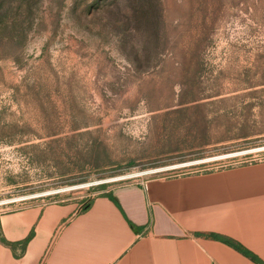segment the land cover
Listing matches in <instances>:
<instances>
[{"label": "rangeland", "instance_id": "374dc122", "mask_svg": "<svg viewBox=\"0 0 264 264\" xmlns=\"http://www.w3.org/2000/svg\"><path fill=\"white\" fill-rule=\"evenodd\" d=\"M258 162L264 0H0V214Z\"/></svg>", "mask_w": 264, "mask_h": 264}, {"label": "crops", "instance_id": "0c3cea01", "mask_svg": "<svg viewBox=\"0 0 264 264\" xmlns=\"http://www.w3.org/2000/svg\"><path fill=\"white\" fill-rule=\"evenodd\" d=\"M89 202L0 214V264H264V162Z\"/></svg>", "mask_w": 264, "mask_h": 264}, {"label": "bare ground", "instance_id": "6f19581e", "mask_svg": "<svg viewBox=\"0 0 264 264\" xmlns=\"http://www.w3.org/2000/svg\"><path fill=\"white\" fill-rule=\"evenodd\" d=\"M251 151V150H250ZM240 155V153H236V154H230V155H225V156H221V157H215L216 161L217 160H221V159H226V158H232L233 156H238ZM211 160L214 159V158H210ZM211 160H207L206 159V162H210ZM203 161V160H202ZM202 161H198L197 163H200ZM193 164V163H192ZM196 164V163H194ZM187 165H190V164H186V165H177V166H172V167H168V168H165V169H159V170H152V171H145V172H138V173H134L132 175H128V176H125L124 178H133V177H139V176H143V175H148V174H153V173H159V172H163V171H167V170H173V169H177L179 167H183V166H187ZM111 181V180H110Z\"/></svg>", "mask_w": 264, "mask_h": 264}, {"label": "trees", "instance_id": "16d2710c", "mask_svg": "<svg viewBox=\"0 0 264 264\" xmlns=\"http://www.w3.org/2000/svg\"><path fill=\"white\" fill-rule=\"evenodd\" d=\"M196 109H198V108H200V106L199 105H196V106H194ZM106 196H108V197H110V198H112V196L108 193V194H105ZM89 205H90V202L88 201L84 206H83V210H87L88 209V207H89Z\"/></svg>", "mask_w": 264, "mask_h": 264}, {"label": "water", "instance_id": "95a60500", "mask_svg": "<svg viewBox=\"0 0 264 264\" xmlns=\"http://www.w3.org/2000/svg\"><path fill=\"white\" fill-rule=\"evenodd\" d=\"M233 157H235V156H233ZM207 160H211V159H207ZM211 161H216V159L214 158V159H212ZM194 163H196V164H202V163H208V162H206V160H203L202 162H200V163H197V162H194ZM192 164V163H190V165H195V164Z\"/></svg>", "mask_w": 264, "mask_h": 264}]
</instances>
